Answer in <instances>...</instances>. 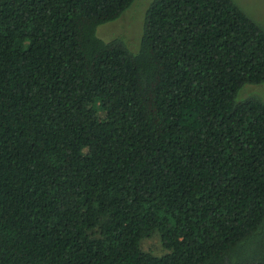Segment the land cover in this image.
<instances>
[{"label":"trees","instance_id":"16d2710c","mask_svg":"<svg viewBox=\"0 0 264 264\" xmlns=\"http://www.w3.org/2000/svg\"><path fill=\"white\" fill-rule=\"evenodd\" d=\"M132 1L0 0V264H264V26Z\"/></svg>","mask_w":264,"mask_h":264},{"label":"rangeland","instance_id":"374dc122","mask_svg":"<svg viewBox=\"0 0 264 264\" xmlns=\"http://www.w3.org/2000/svg\"><path fill=\"white\" fill-rule=\"evenodd\" d=\"M236 3L254 20L264 26V0H235ZM149 0H133L129 7L120 13L116 18L107 20L96 25L95 34L102 40H110L114 37L120 38L126 44L133 46L134 41L141 34L140 26L142 23V14ZM140 32V34H139ZM138 36V37H137ZM138 41L134 44L131 51H135ZM246 91V96H256L264 102V81L259 83H244L237 91L236 96L240 97V90ZM142 246L150 248L155 252L159 250V241L156 235H150L141 239Z\"/></svg>","mask_w":264,"mask_h":264}]
</instances>
